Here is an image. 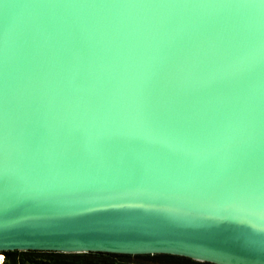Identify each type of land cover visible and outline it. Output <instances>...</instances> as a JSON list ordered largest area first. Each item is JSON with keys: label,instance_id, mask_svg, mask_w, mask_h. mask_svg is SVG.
Segmentation results:
<instances>
[{"label": "water", "instance_id": "95a60500", "mask_svg": "<svg viewBox=\"0 0 264 264\" xmlns=\"http://www.w3.org/2000/svg\"><path fill=\"white\" fill-rule=\"evenodd\" d=\"M261 210L259 0H0L1 255L264 264Z\"/></svg>", "mask_w": 264, "mask_h": 264}, {"label": "trees", "instance_id": "16d2710c", "mask_svg": "<svg viewBox=\"0 0 264 264\" xmlns=\"http://www.w3.org/2000/svg\"><path fill=\"white\" fill-rule=\"evenodd\" d=\"M3 264H211L173 255L65 254L39 251L2 253Z\"/></svg>", "mask_w": 264, "mask_h": 264}, {"label": "snow or ice", "instance_id": "6c2138e0", "mask_svg": "<svg viewBox=\"0 0 264 264\" xmlns=\"http://www.w3.org/2000/svg\"><path fill=\"white\" fill-rule=\"evenodd\" d=\"M259 3L261 5H264V0H259ZM133 194H136V195H139V194H142L140 191H137L136 193H133ZM261 211H264V210H261ZM205 253H200V255H204ZM193 256H196L197 254H192ZM221 264H223V262H221Z\"/></svg>", "mask_w": 264, "mask_h": 264}, {"label": "bare ground", "instance_id": "6f19581e", "mask_svg": "<svg viewBox=\"0 0 264 264\" xmlns=\"http://www.w3.org/2000/svg\"><path fill=\"white\" fill-rule=\"evenodd\" d=\"M3 256L0 254V264H2Z\"/></svg>", "mask_w": 264, "mask_h": 264}, {"label": "rangeland", "instance_id": "374dc122", "mask_svg": "<svg viewBox=\"0 0 264 264\" xmlns=\"http://www.w3.org/2000/svg\"><path fill=\"white\" fill-rule=\"evenodd\" d=\"M3 262H4V257H3V259H2V264H3Z\"/></svg>", "mask_w": 264, "mask_h": 264}]
</instances>
